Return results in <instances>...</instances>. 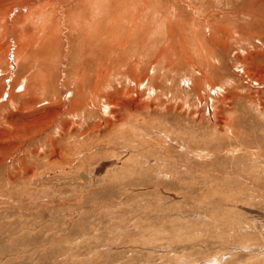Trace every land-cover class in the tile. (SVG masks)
<instances>
[{"label": "rangeland", "instance_id": "374dc122", "mask_svg": "<svg viewBox=\"0 0 264 264\" xmlns=\"http://www.w3.org/2000/svg\"><path fill=\"white\" fill-rule=\"evenodd\" d=\"M127 1L0 0V264H264V0Z\"/></svg>", "mask_w": 264, "mask_h": 264}, {"label": "bare ground", "instance_id": "6f19581e", "mask_svg": "<svg viewBox=\"0 0 264 264\" xmlns=\"http://www.w3.org/2000/svg\"><path fill=\"white\" fill-rule=\"evenodd\" d=\"M50 1V0H49ZM80 1H82V3L81 4H78L77 6H80L79 7V9H80V15L79 16H76L75 17V23H72V25H75L76 27L74 28L75 30H77L78 31V33L81 35H85V30L83 29V22L82 21H84L85 20V18H86V15H87V13L90 15V16H95L98 12H101L103 9H104V6L108 3V0H80ZM127 2H129V0L127 1ZM17 3V2H16ZM57 4V3H56ZM86 4V8H87V12H86V9H85V7H84V5ZM18 5V4H17ZM16 5V6H17ZM142 5H143V7H142V9H141V11H143V13L141 14V11H139L138 12V14H136L135 12H133V11H131L132 9H131V6L130 7H128L127 9L125 8V10L123 11V13L121 14V19H124V17H127V19L125 20V22L124 23H129L130 22V20H131V22H130V24H131V27H133V28H135V29H133V30H131V31H129L128 29H124L123 31L124 32H128V34L127 35H125L126 36V38H125V43H123V45H125V46H127V45H129L128 43L129 42H132V41H134L135 40V38L139 41V42H141V43H144V40L145 39H147L148 38V36L149 35H147V34H149V30H148V25H150L151 27L155 24V21H156V17L153 15V12H158V13H160V14H165V16H166V19L169 21L170 20V17L168 16V14H167V11L166 10H162V9H160L159 7H158V5H157V0H144L143 1V3H142ZM19 7V6H18ZM20 8V7H19ZM64 8V7H63ZM16 9V8H15ZM75 9V8H74ZM76 10H78V9H76ZM127 10V11H126ZM152 11V12H150L149 13V11ZM70 11V10H69ZM68 11V12H69ZM61 12V11H60ZM11 13V12H10ZM57 13V12H56ZM124 13H128L129 15H124ZM148 13H149V15H148ZM5 14V13H4ZM31 14V16L33 15L32 13H30ZM137 15V16H136ZM140 16V17H139ZM159 16V15H158ZM9 18H10V16H8ZM5 18H7V17H5ZM4 18V19H5ZM37 18H38V16H37ZM143 18V19H142ZM47 19V18H46ZM87 19V18H86ZM88 20V19H87ZM109 20V18L107 17V16H103L102 17V19L100 20V21H97V22H90L92 25H93V28H95V29H99V31H100V33L99 34H96L93 30H90L89 32H90V34H89V36H87L86 38H87V40L91 43V42H97L96 43V45H98V43H99V45L101 46L102 45V47H103V45H104V41L106 40H109L108 42H109V44L111 45L113 42H115L114 40H116V38L117 37H119L120 36V32L122 31V30H119V29H121V27H124L123 25L119 28V29H117L115 32H114V37L113 36H111V35H109L108 34V30L106 29V28H104V24L107 22ZM4 21V20H3ZM140 21H142L143 22V25H142V27L143 28H147V30H142V27H141V22ZM160 21V20H159ZM162 22V21H161ZM139 25V28L137 27L138 25ZM161 24V23H160ZM137 25V26H136ZM154 28V27H153ZM191 28H193V27H191ZM8 29V28H7ZM137 29V30H136ZM155 29V28H154ZM155 32H156V34L158 35V33H157V31H156V29H155ZM194 32V31H193ZM77 33V32H76ZM132 34V37H131V39L129 40V36ZM194 35V34H193ZM2 36V35H1ZM5 36H7V35H5ZM204 36V35H203ZM96 37V39L95 40H93V38H95ZM194 37V36H193ZM192 37V38H193ZM101 38H103V39H101ZM196 38H197V44H199V46H200V48H198V49H201L203 52H205V48H204V42H203V40L201 39L202 38V36L200 35V36H196ZM196 38H194V39H196ZM193 39V40H194ZM129 40V41H128ZM114 44V43H113ZM11 47V46H10ZM12 48V47H11ZM10 49V48H9ZM16 49V48H15ZM4 50V49H3ZM10 50H12V49H10ZM9 53V52H8ZM11 53V52H10ZM19 52H15V55L13 56L12 55V58L10 59V63L14 66V67H16L17 65H18V63H17V61L15 60V57L16 56H19V54H18ZM1 54H3V53H1ZM5 54V53H4ZM9 55V54H8ZM203 55V54H202ZM9 56H11V54L9 55ZM204 56V55H203ZM209 56H211V55H209ZM4 58V60H5V56H3ZM208 57V56H207ZM203 59H204V57H203ZM8 61V60H7ZM205 61H206V59H205ZM209 61H210V59H209ZM1 65V64H0ZM4 65V64H3ZM2 65V66H3ZM10 66V65H9ZM252 69V68H251ZM254 70V69H253ZM249 75V74H248ZM207 80H205V83H207L206 82ZM149 82V81H148ZM129 83V82H128ZM146 83V82H145ZM119 85V84H118ZM210 86V85H209ZM90 92H92V91H90ZM93 93V92H92ZM117 93V92H116ZM112 96V95H111ZM90 97V96H89ZM112 98V97H111ZM119 98V97H118ZM28 101V100H27ZM20 102V101H19ZM22 103V102H21ZM23 106V105H22ZM148 106V105H147ZM259 108V107H258ZM260 109V108H259ZM258 110V109H257ZM263 111H261L260 113H262L263 114V122H264V108L262 109ZM138 117V116H137ZM136 116H135V118H137ZM134 118V119H135ZM156 132V131H155ZM53 142V141H52ZM48 144V143H47ZM246 149V148H245ZM243 150V152L244 151H246V150ZM205 155V154H204ZM233 156V155H232ZM204 157V156H203ZM258 158H260V157H258ZM257 158V159H258ZM261 159H263V158H261ZM262 162V161H261ZM105 163V162H104ZM109 163V162H108ZM250 165H251V163H250ZM259 165V164H258ZM263 165H264V163H263ZM103 166V165H102ZM107 166V165H106ZM253 166V165H252ZM252 166H250V167H252ZM23 167V166H22ZM101 167V166H100ZM254 167V166H253ZM255 168V167H254ZM256 168H257V166H256ZM203 169V168H202ZM260 173V172H259ZM263 173V172H262ZM262 175V174H261ZM260 177V176H259ZM256 178L258 179V175H256ZM241 179V178H240ZM263 179V178H262ZM254 180H256V179H254ZM57 181H59V180H57ZM55 183H57V182H55ZM59 183H57V185H58ZM38 185V184H37ZM56 185V186H57ZM57 187H59V186H57ZM249 187V186H248ZM59 189V188H58ZM253 192V191H252ZM233 205V204H232ZM239 215V214H238ZM183 234V233H182ZM149 242V241H148ZM256 258V257H255Z\"/></svg>", "mask_w": 264, "mask_h": 264}]
</instances>
